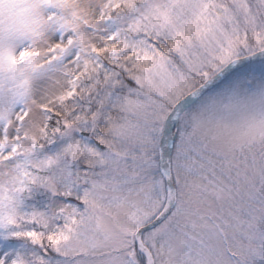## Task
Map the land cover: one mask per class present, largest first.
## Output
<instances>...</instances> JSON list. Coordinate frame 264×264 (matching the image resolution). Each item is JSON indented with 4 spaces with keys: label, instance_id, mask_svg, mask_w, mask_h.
Wrapping results in <instances>:
<instances>
[{
    "label": "snow or ice",
    "instance_id": "6c2138e0",
    "mask_svg": "<svg viewBox=\"0 0 264 264\" xmlns=\"http://www.w3.org/2000/svg\"><path fill=\"white\" fill-rule=\"evenodd\" d=\"M0 264H264V0H0Z\"/></svg>",
    "mask_w": 264,
    "mask_h": 264
}]
</instances>
